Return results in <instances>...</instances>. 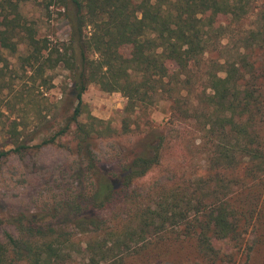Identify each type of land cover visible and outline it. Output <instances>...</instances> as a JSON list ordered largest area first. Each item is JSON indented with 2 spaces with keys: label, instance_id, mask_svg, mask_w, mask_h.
<instances>
[{
  "label": "trees",
  "instance_id": "16d2710c",
  "mask_svg": "<svg viewBox=\"0 0 264 264\" xmlns=\"http://www.w3.org/2000/svg\"><path fill=\"white\" fill-rule=\"evenodd\" d=\"M23 1L0 0V51L15 54L26 44L23 61L33 75L57 67L69 71L76 107L52 137L35 146L29 145L33 140L17 144L0 158L73 134L92 181L44 206L41 224L34 215L30 226L22 225L32 240L24 244L8 236V245L0 242V264H14L10 252L28 264H64L73 236L86 239L89 264H124L127 258L164 264L155 249L164 243L187 262L235 264L250 229L257 243L243 264H259L254 257L264 258L263 0H50L45 10L63 9L70 26L61 44L32 36L20 11ZM91 84L121 93L126 114L164 98L173 120L194 121L198 137L191 152L201 163L194 179L154 183L147 202L138 191V182L162 165L169 133L117 171L101 173L95 146L116 130L95 125L103 124L97 118L80 123ZM130 120L122 121L124 135L131 133ZM118 207L123 213L116 214Z\"/></svg>",
  "mask_w": 264,
  "mask_h": 264
},
{
  "label": "rangeland",
  "instance_id": "374dc122",
  "mask_svg": "<svg viewBox=\"0 0 264 264\" xmlns=\"http://www.w3.org/2000/svg\"><path fill=\"white\" fill-rule=\"evenodd\" d=\"M48 1L24 0L20 5L22 16L27 25L33 28L32 36L36 40L46 39L54 44L67 42L70 26L64 11L55 7L45 10L44 5ZM260 5L264 7V0L260 1ZM248 23H254V20ZM18 49L15 54L0 51V152L32 140L29 145L35 146L42 139L52 137L66 124L76 107V100L69 94V71L57 67L33 75L32 71H27L28 67L23 61L28 55L27 45L21 44ZM124 53L127 55L129 50ZM83 103L80 123L90 125L94 122L92 118H97L103 124L94 122L95 125H111L116 130L113 136L100 139L95 146L101 173L117 171L120 165L141 152L147 143L156 140L162 133H169L162 165L138 182V191L144 192L143 197L147 202L154 197L147 194L154 183L170 185L169 182L177 180L188 184L190 179H194V172L201 165L191 152L192 143L198 137L194 127L197 124L189 119L173 120L170 103L166 99L159 98L146 108L126 114L127 99L121 93L106 92L97 84H91L83 95ZM127 117H131L132 130L129 135H124L121 125ZM75 147L73 134H68L59 137L55 144L0 158V213L4 219L0 225L2 244L8 245V236L24 244L28 242L30 235L21 231L22 225L28 226L29 219L34 215L37 217L36 223L41 224L39 219L40 215L45 214L44 206L58 204L66 194L82 189L92 181V173L83 170ZM120 213L123 212L118 207L116 214ZM63 221L68 224L66 220ZM58 226L70 233L74 231L71 226ZM256 241L250 229L235 264H243L248 248ZM85 242V238L73 236L72 242L64 249L67 259L62 263L89 264L83 252ZM155 249L163 253L164 264L196 263L181 259L183 256L168 248L166 243L159 244ZM9 255L14 264H28L27 261L16 260L12 252ZM254 258L257 263L264 264L262 255ZM124 264L140 263L127 258Z\"/></svg>",
  "mask_w": 264,
  "mask_h": 264
}]
</instances>
